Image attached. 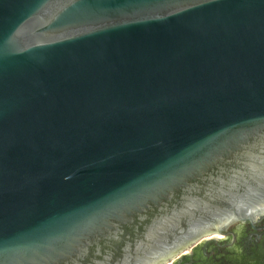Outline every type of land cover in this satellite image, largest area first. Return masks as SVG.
I'll list each match as a JSON object with an SVG mask.
<instances>
[{
	"label": "water",
	"instance_id": "95a60500",
	"mask_svg": "<svg viewBox=\"0 0 264 264\" xmlns=\"http://www.w3.org/2000/svg\"><path fill=\"white\" fill-rule=\"evenodd\" d=\"M264 216V0H0V264H166Z\"/></svg>",
	"mask_w": 264,
	"mask_h": 264
},
{
	"label": "flooded vegetation",
	"instance_id": "af4514ba",
	"mask_svg": "<svg viewBox=\"0 0 264 264\" xmlns=\"http://www.w3.org/2000/svg\"><path fill=\"white\" fill-rule=\"evenodd\" d=\"M166 264H264V216L205 235Z\"/></svg>",
	"mask_w": 264,
	"mask_h": 264
}]
</instances>
